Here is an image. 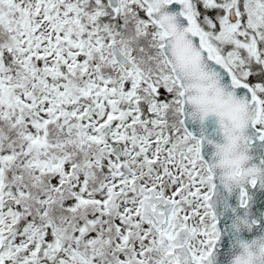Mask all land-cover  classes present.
<instances>
[{
    "label": "snow or ice",
    "instance_id": "snow-or-ice-1",
    "mask_svg": "<svg viewBox=\"0 0 264 264\" xmlns=\"http://www.w3.org/2000/svg\"><path fill=\"white\" fill-rule=\"evenodd\" d=\"M165 20L264 141V0H0V264H212L264 170L205 158Z\"/></svg>",
    "mask_w": 264,
    "mask_h": 264
},
{
    "label": "clouds",
    "instance_id": "clouds-1",
    "mask_svg": "<svg viewBox=\"0 0 264 264\" xmlns=\"http://www.w3.org/2000/svg\"><path fill=\"white\" fill-rule=\"evenodd\" d=\"M173 25V21H164V27L173 32L174 62L186 78L189 114L200 123L209 117L216 118L222 140L213 145L215 172L226 184L232 183L237 172L245 169L249 161L241 140L247 129V109L241 97L207 74L195 52L185 43L183 34ZM260 256L258 244L241 241L231 264H257Z\"/></svg>",
    "mask_w": 264,
    "mask_h": 264
},
{
    "label": "water",
    "instance_id": "water-1",
    "mask_svg": "<svg viewBox=\"0 0 264 264\" xmlns=\"http://www.w3.org/2000/svg\"><path fill=\"white\" fill-rule=\"evenodd\" d=\"M236 94L241 97V93ZM187 113H190L189 107ZM185 126L196 138H204L203 152L205 158L210 159L214 152L213 145L222 140L216 125V118L209 117L200 123L186 114ZM245 136L249 138L246 152L250 157L246 167L257 165L264 170V164L261 163L264 161V141L258 139L259 132L249 127L245 131ZM208 141L213 143L210 144ZM245 188L248 194V204L242 207L240 189L234 187L229 191L219 179L217 180V189L212 203L217 218V228L221 235L216 245L212 264H231V258L238 243L264 237V186L258 182L255 187L245 185Z\"/></svg>",
    "mask_w": 264,
    "mask_h": 264
}]
</instances>
